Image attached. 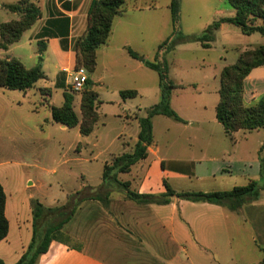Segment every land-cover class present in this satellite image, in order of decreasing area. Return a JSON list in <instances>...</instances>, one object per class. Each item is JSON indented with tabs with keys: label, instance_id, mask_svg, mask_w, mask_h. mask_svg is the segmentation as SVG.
Masks as SVG:
<instances>
[{
	"label": "crops",
	"instance_id": "obj_1",
	"mask_svg": "<svg viewBox=\"0 0 264 264\" xmlns=\"http://www.w3.org/2000/svg\"><path fill=\"white\" fill-rule=\"evenodd\" d=\"M0 1V26L18 20V16L9 13L4 6L17 4L20 0ZM92 2L93 0H37L41 19L24 33L20 42L6 52L0 50L1 60H19L27 69L34 68L41 60L47 84L38 87L37 83L26 93L19 92L28 102L30 112L38 111L36 103L31 101L32 97L38 99L40 107L50 111V107H56L54 98L57 91L61 90L63 98L69 92L70 77L66 71L76 68L75 45L86 34ZM153 10L152 5H139L133 9L127 8L115 18L108 42L97 51V69L93 76H89L101 103L97 126L102 122L101 110L105 105L116 107L111 117L122 124V131L116 139L120 145L119 151L108 153L104 166L111 163L113 158L133 151L140 133L137 116L145 117L147 110L151 108H142L143 98H151L153 106L160 102L158 74L129 54L131 50L146 61L151 58L143 50L140 40L143 32L146 36L145 22L154 16ZM230 14L227 18H232L235 12ZM222 27L215 33V40L210 43L209 49L196 43L198 47L211 50L219 40ZM160 45L161 43L153 52L154 58ZM183 45L187 44L178 45L165 56L174 54ZM260 46L264 45L238 49V58L242 52ZM111 51L120 53L125 62L123 72L118 76L120 83L115 88L103 73L115 61L111 59L108 62ZM26 60L31 65H26ZM47 60L53 63V72L49 75L45 72ZM202 66L205 68L208 64L203 61ZM152 71L156 74L153 75ZM221 72L218 73L219 80ZM217 78L215 74V80ZM175 84L182 88L172 92L170 104L184 123L164 116L155 117L154 142L148 148L147 159L133 166L129 173L120 174L118 180L129 182L131 189L140 194L156 196L167 192L165 182L177 193L231 191L238 187L233 179H240L241 186L248 185L251 180L262 182L264 131H240L232 138L227 136L216 119L219 102V88L216 87L213 88V99L208 98V102L204 101L193 107L200 110L199 113L183 115L178 107L184 110L190 108L193 102L188 96L179 93L192 89L200 94L209 89L199 84ZM244 90L247 106L256 104L264 96V67L250 73L245 80ZM8 91L10 90L0 88V112L4 111L3 100ZM123 91H135L138 95L136 98L123 100ZM116 94V101L112 105V101L106 99L105 95ZM76 101L80 107V97ZM208 108L214 112L208 114ZM77 114L80 116V111ZM104 117L108 119V115ZM50 123H54L51 111ZM59 127L64 132L70 130L60 124ZM38 133L36 125L27 118L0 119V183L6 194L5 216L9 222L8 236L0 243V260L5 264H17L32 243L35 203L54 209L68 201V196L56 197L44 192L43 184H47L41 177L36 181L30 177L32 170L38 168L34 162L32 164L28 161L27 154L36 157L39 149ZM81 150L77 148V152ZM259 154L262 156L258 157L260 163L255 168L258 169L252 167L254 170H251L250 164ZM103 173L101 182L94 186L81 176L83 184L73 192L86 186L100 187L103 184ZM252 173H259L262 177L257 180ZM125 175L127 177L122 178ZM258 189L259 199L252 201L247 198L239 212H232L218 205L176 198L166 205H140L127 200L125 195L112 196L107 207L96 200L85 201L64 226L63 239L56 238L49 251L40 257L38 264H255L248 263L244 257L238 260L234 230H237L240 237L243 232H247L250 242L262 254L261 262L264 257V191L259 183ZM243 228L246 230H242Z\"/></svg>",
	"mask_w": 264,
	"mask_h": 264
},
{
	"label": "trees",
	"instance_id": "obj_2",
	"mask_svg": "<svg viewBox=\"0 0 264 264\" xmlns=\"http://www.w3.org/2000/svg\"><path fill=\"white\" fill-rule=\"evenodd\" d=\"M226 2L235 12L232 18H222L214 22L201 35L179 34L175 40L172 37L168 38L158 47L155 62L146 61L141 55L129 50L132 58L140 60L147 68L159 75L160 102L148 109L145 117L137 116L140 133L133 151L115 157L111 163L105 164L103 184L100 187L86 186L68 197L65 205L54 209H47L40 203H35L33 240L17 264H38L40 257L49 251L51 243L56 238L63 239V228L72 219L78 207L88 200L99 201L107 207L115 185L122 189L127 200L140 205H166L176 198L193 203L218 205L232 212H239L247 198L252 201L259 199L258 183L254 180L246 186L235 187L231 191L208 193H177L165 182L167 192L160 196L140 194L131 189L129 182L118 180L120 174L129 173L133 166L147 159L148 148L154 142L153 119L155 117L164 116L184 123L170 104L172 92L182 87L169 80V67L165 61L162 63L159 60L162 55L170 53L178 45L188 43H200L204 49H209L210 43L215 40V33L224 24L234 26L246 36L259 34L264 37V0H226ZM4 8L9 13L18 16V20L0 26V50L6 52L11 46L20 42L24 33L41 19V9L37 0H20L17 4L7 5ZM127 8L125 0H93L88 13L86 34L75 45L76 68H84L89 76L95 73L97 51L108 42L115 18L123 14ZM170 11L176 33V24L180 15L178 0H171ZM260 67H264V46L242 52L235 64L226 66L221 72L216 119L223 126L225 134L231 138L240 131H264V96L256 104L250 106H247L244 100L245 80L254 69ZM45 79L41 60L34 68L27 69L19 60L0 59V88L26 93L33 89L39 81ZM137 95L135 91L121 92L123 100L136 98ZM75 96V93L66 92L61 107H50L52 120L69 129L79 127L80 134L83 137H89L94 132L100 118L98 109L101 103L98 94L93 90V82L89 79L84 91L80 94V116L75 111ZM261 162L264 175V161L261 160ZM5 205L6 194L0 183V243L7 238L9 233ZM262 252L264 253V250ZM0 264L5 263L0 260ZM259 264H264V257Z\"/></svg>",
	"mask_w": 264,
	"mask_h": 264
},
{
	"label": "rangeland",
	"instance_id": "obj_3",
	"mask_svg": "<svg viewBox=\"0 0 264 264\" xmlns=\"http://www.w3.org/2000/svg\"><path fill=\"white\" fill-rule=\"evenodd\" d=\"M178 1L180 15L176 24L177 32L175 33V26L172 22L169 9L171 0H125L129 9H133L139 5L153 6L154 10L152 11V15L154 16L145 22V26L148 29L145 27L146 36L143 32V36L140 40L141 46L144 48L143 50L147 51V54L151 57L149 59L150 62L156 61V58L153 57V52L159 43L163 44V41L168 39L167 37H172V39L175 40L178 38L179 34L184 36L201 35L214 22L222 18L230 17V12H234L233 9L229 7L226 0ZM218 37L219 40L212 46L211 50H203L199 48L196 43H189L183 45V47L181 46L170 56L162 55L160 59L158 58L160 62L163 63L165 61L167 63L169 67V80L173 83L199 84L209 89L200 94L195 93L192 89L179 93L180 95L184 94L188 96V99L193 102L190 108H184L183 110L178 107L179 111L185 116L188 114L194 115V112L199 113L200 110H195L193 107L199 106V104H202L204 101L208 102V98L213 99V88H220L218 73L222 71L223 67L237 62L238 49H246L251 45H264L263 36L259 34L252 36L243 35L238 29L229 24L222 27ZM110 54L111 56L108 62L111 59H115V61L111 65H108V71H104L103 73L107 77V80L110 81V84L115 88V86L120 83L118 81V76L123 72V65L125 62L120 56V53L111 51ZM203 61L208 64L205 68L202 66ZM25 63L28 66L31 65L27 60ZM51 71L53 72V63L47 60L45 72L49 75ZM152 74L155 75L156 73L152 71ZM215 74L218 76L216 80ZM45 80L39 81L37 86L39 87L40 85L44 86L47 84ZM68 82H71L70 79H68ZM99 87L100 86H98V88ZM60 91L61 90L57 91V96L54 98L56 107H61L63 105L64 98ZM81 93H75L74 107L77 113L79 112V103L76 101V98L80 97ZM114 97H117V94L105 95L106 99L112 101V105L114 104L113 101H116ZM23 98V94L19 93V91H8L3 100L6 106L4 104V111L0 112V119L12 120L27 118L32 124L34 123L36 125L39 132V142L37 143L39 149L36 152V157H33L32 154H27V159L32 164L34 162L38 169L32 170L30 177L34 179V181L41 177L40 179H43L47 184V186L43 184L44 192L56 197H71L75 194L73 190L78 189L80 184H83V181L80 179L81 176L85 177L88 184L92 186L98 185L101 182L104 169L103 163L109 156L108 153H116L119 151L120 145L116 139L122 131V124L116 118L111 117V113L116 107H107L105 105L101 110L103 114L102 122L98 124L92 135L83 137L78 127L64 132L60 129L59 124H49L50 111L40 107L37 98L32 97L31 101L36 103L38 111L37 113L30 112L29 104ZM152 106L153 102L151 98H143L142 108H149ZM209 112L214 111L208 108V114ZM104 115H108V119L104 117ZM32 147L33 144H31L30 148ZM78 147L82 149L80 152H77ZM261 156L262 154H259V156L257 155L254 157V162L250 164L251 170H254L256 164L260 163L258 157L260 158ZM252 167H254V169ZM254 173L252 174L255 179L258 180L262 177L259 173ZM238 176L241 177V175ZM125 177L127 176L125 175L122 178ZM233 181H236L238 187L241 186L240 179H233ZM258 183L263 189L262 191H264V178L262 182ZM113 190L112 196H124V192L117 185L114 186ZM262 198L264 199V195H262ZM242 230L246 229L243 228ZM233 235L238 260L244 257L248 263L258 264L262 258V254H260L250 242L247 232H243L240 237L237 230H234Z\"/></svg>",
	"mask_w": 264,
	"mask_h": 264
},
{
	"label": "built area",
	"instance_id": "obj_4",
	"mask_svg": "<svg viewBox=\"0 0 264 264\" xmlns=\"http://www.w3.org/2000/svg\"><path fill=\"white\" fill-rule=\"evenodd\" d=\"M70 77V90L71 93H81L85 89V85L89 80V74L84 68H75L72 71H66Z\"/></svg>",
	"mask_w": 264,
	"mask_h": 264
}]
</instances>
